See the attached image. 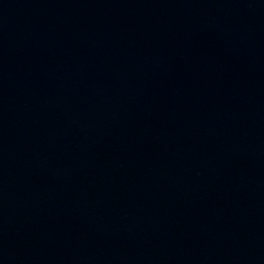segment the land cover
Returning a JSON list of instances; mask_svg holds the SVG:
<instances>
[{"label": "water", "instance_id": "1", "mask_svg": "<svg viewBox=\"0 0 264 264\" xmlns=\"http://www.w3.org/2000/svg\"><path fill=\"white\" fill-rule=\"evenodd\" d=\"M0 264H264V0H0Z\"/></svg>", "mask_w": 264, "mask_h": 264}]
</instances>
